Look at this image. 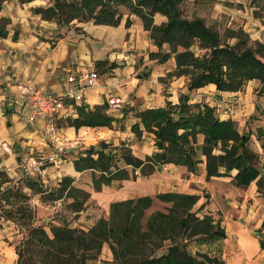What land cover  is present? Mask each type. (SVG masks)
Instances as JSON below:
<instances>
[{"label":"crops","instance_id":"0c3cea01","mask_svg":"<svg viewBox=\"0 0 264 264\" xmlns=\"http://www.w3.org/2000/svg\"><path fill=\"white\" fill-rule=\"evenodd\" d=\"M50 5V0H5L0 4V181L1 178L10 180L3 183L2 188L19 183L30 195V188L24 185L27 177L53 187L67 176L73 179V186L90 194L86 206L91 199L106 202L108 207L115 201L146 195L154 197L161 192L194 194L198 196L193 207L196 215L211 216L223 234L194 236L188 240L187 250L192 254L216 257L223 264H264V247L260 244L264 237V150L254 134H251L250 144L258 154L260 173L245 186L236 183V169L207 179L203 155H200L202 162L194 172L186 166L167 163L149 176L137 174L123 181H113L99 191L93 189L90 170L76 171L73 167L80 149L100 141L114 146L124 143L138 157L151 154L155 151L154 135L143 132L137 138L129 129L135 121L133 112L129 111L123 117L124 111L129 107H162L167 101L178 104L182 93L189 95V103L208 104L216 108L220 119L231 118L241 126V130L237 129L239 132L246 131V120L255 110L253 99L255 89L260 86L259 80L247 81L238 91H219L212 83L189 91L188 77L179 76L168 79L166 91L161 79L175 69L174 54L164 62L150 58V52H156L158 48L140 17L129 13L122 16L117 25L76 19L58 22L56 18H45L36 11ZM127 18L130 20L128 25ZM153 18L155 23L166 20L159 13ZM163 49L168 51V45L164 44ZM97 60H106L107 64L97 68ZM110 63L115 66L107 68ZM91 70L98 72L97 83L84 86L85 82L80 78ZM69 76L74 80L68 81ZM185 78L187 83L182 87L180 84H184ZM17 83L31 84L46 94L61 96L64 106L56 118L58 134L70 140L82 137L79 144L69 148L55 162L47 163L42 171L32 168L27 174L25 162L48 157L55 148L46 135L47 118L29 120L30 109L25 96L17 92ZM69 89L77 90L83 96L82 101L75 102L66 97ZM205 92L209 96L203 102L196 97L191 100L192 93L201 95ZM214 95L216 99L212 98ZM110 97H119L123 101L118 108L108 105L107 112L120 119L112 128H75L67 124V118L76 116L75 105L85 104L92 108L107 102ZM261 105L264 106V96ZM256 126L264 129V121ZM202 138V135L198 136V144L202 143ZM156 173L157 186L151 178ZM118 186L122 191L118 194L121 199L113 192ZM31 200L39 223H45L46 216L57 212L60 205L56 201L47 204L38 195H32ZM18 232V226L0 214V264H17L16 245L12 241L19 236ZM104 253L110 260L112 253L107 249Z\"/></svg>","mask_w":264,"mask_h":264},{"label":"trees","instance_id":"16d2710c","mask_svg":"<svg viewBox=\"0 0 264 264\" xmlns=\"http://www.w3.org/2000/svg\"><path fill=\"white\" fill-rule=\"evenodd\" d=\"M5 0H0V4ZM28 1V0H23ZM47 8H37L45 18H56L58 22L71 20L89 21L117 25L122 18L116 10L121 4L131 14L140 17L143 27L158 48L150 52V58L159 62L174 54L175 69L166 77L187 76V89H198L214 84L219 91H238L244 84L257 79L260 86L256 91V107L264 96V43L248 44V36L242 29H227L222 38L201 17H184L179 4L184 0H50ZM259 6L264 0H252ZM116 6V7H115ZM256 8V7H255ZM256 10V9H255ZM83 11H85L83 13ZM159 13L166 17L155 24L153 17ZM255 15L258 12H254ZM130 20L127 18L126 25ZM228 39H235L233 44ZM226 39V40H225ZM168 44L165 51L163 45ZM106 60H97L95 67L106 65ZM114 63L107 68L114 67ZM189 95L182 93L179 103L167 101L162 107L134 109L129 107L123 117L133 112L135 121L130 131L140 138L143 132L154 135L155 151L138 157L129 146L121 143L114 146L100 141L80 149L73 160L76 171H91L95 191L113 181H123L137 174L149 176L167 163L186 166L196 171L204 156L206 178L221 176L236 169L235 181L240 186L247 185L260 173L257 152L251 147V134L260 142L264 150V129L254 116L253 125L239 132L231 118L220 119L214 107L205 103H189ZM255 107V108H256ZM76 116L67 118V124L75 128L113 127L117 122L107 112L108 103L94 105H75ZM202 143L198 144V136ZM223 170V171H222ZM10 181L1 178L0 210L2 216L13 221L20 229H25L19 244L15 246L20 262L23 254L20 247L33 248L39 255L34 264H88L97 260L104 243L112 251L111 264H223L204 253L192 254L187 250V242L194 236L222 235L209 215L199 217L193 210L198 196L178 192H161L152 196L112 202L109 218H100L87 230L69 227L66 224H51L50 236L43 225H36L30 200L38 195L44 202L70 199L69 209L78 213L83 209L90 194L72 185L73 179L64 176L57 186H44L38 179H25V186L31 194L23 191L18 184H2ZM154 198L169 204L165 210H155L144 220L145 210ZM144 220V221H143ZM264 247V237L260 241ZM159 250V253H157Z\"/></svg>","mask_w":264,"mask_h":264},{"label":"rangeland","instance_id":"374dc122","mask_svg":"<svg viewBox=\"0 0 264 264\" xmlns=\"http://www.w3.org/2000/svg\"><path fill=\"white\" fill-rule=\"evenodd\" d=\"M254 5L257 4L254 3ZM254 5L252 0H184L179 4V9L181 14L188 19H191L193 16L203 18L205 20V23L209 25L214 31H216L222 38L225 36V32L227 29H234V30L242 29L245 33H247L249 39L248 44L255 46L257 45L258 42L264 43V4H261L259 6H254ZM116 10L122 16H126L130 13L129 9L122 6L121 4H119V6L116 7ZM255 11L258 12L257 15L254 14ZM84 12L85 11H83V13ZM153 21L155 23L154 18ZM155 24H160V23L156 21ZM227 42L233 44L235 42V39L227 38ZM168 79H169L168 77H163L161 79L162 83L165 85L164 88L166 89V91L168 90L167 87L169 86ZM186 79L187 78L182 80L184 81V84H180L181 86L183 85L182 87L186 86L187 83ZM258 88L259 87H257L255 90L257 91ZM204 89H205L204 91L209 92L207 88ZM207 92L201 95H199L198 93L197 95H194L196 93H192L193 96H191V100H193L196 97L197 99H200V101L203 102L204 98L209 96V93ZM178 94L179 92L177 93V95ZM212 98L216 99V96L214 95ZM213 101L216 102L215 100ZM191 102L193 103V101ZM253 103L254 106L256 107L255 99H253ZM258 105H259L258 108L256 107L255 110L247 118L246 125H248L249 123L250 125H253L254 116L257 117L259 120L264 121V106H262L261 104ZM236 127L238 130H241V126L238 123H236ZM252 145L254 146V143H252ZM118 146L120 147L121 144H118ZM151 178L157 186V173L151 176ZM81 183H84V180H81ZM113 192H115V195L118 196V194L122 192L120 186L114 188ZM117 199H121L120 196H118ZM70 201L71 198L60 199L56 201L60 203V205H58L57 207L58 211L50 212L46 216L47 217L46 222L39 223L37 221L35 205L32 203V200H30L31 209H33L34 212V217L32 221L36 225H43L45 230L48 232V234L52 236L49 229L51 224H56V225L66 224L69 227H77L87 230L88 228L96 224L100 218H106V219L109 218L110 209L108 205H105L106 202L100 203L98 202V200L90 199L87 206L85 204L86 207L84 206L83 209L80 210L78 213H73L69 209L68 204ZM47 204H53V202H48ZM168 205L169 204L161 202L160 200L154 198L152 205L145 210L144 220L153 211L165 210V208ZM0 214L2 215L3 211L0 210ZM20 230L21 232L17 233L19 234V236L12 241V244L14 245H18L20 240L22 239V236L25 234L24 228ZM20 249L22 251L23 256L20 262L17 261V264L37 263L39 255L35 253L34 250H32L33 248L21 246ZM105 249H107L110 253H112L108 243H104L102 245L99 258L97 260L88 261V264H111L112 256L110 260H107L104 253ZM160 251L162 250H159L157 253H159Z\"/></svg>","mask_w":264,"mask_h":264},{"label":"built area","instance_id":"2783aa9c","mask_svg":"<svg viewBox=\"0 0 264 264\" xmlns=\"http://www.w3.org/2000/svg\"><path fill=\"white\" fill-rule=\"evenodd\" d=\"M97 79L98 72L96 70H91L80 78V80H84V86L96 85ZM73 80V76L68 77V81L71 82ZM16 90L18 93L25 96L27 105L30 109L28 117L30 121L34 120L36 117L47 118L45 131L49 141L53 144L55 151L48 157L42 159L31 158L24 163V171L26 174L32 168H38L42 171L47 163L55 162L56 159L67 152L69 148L79 144L82 141V137L70 140L58 134L56 118L64 106L63 98L61 96L46 94L41 89L27 83H17ZM65 96L75 102L82 101L83 98V96L75 89H69ZM107 103L112 108H118L121 107L123 101L119 97H110L107 99Z\"/></svg>","mask_w":264,"mask_h":264}]
</instances>
